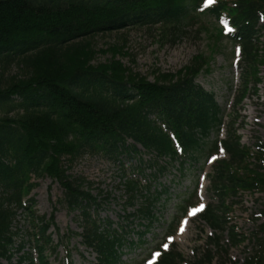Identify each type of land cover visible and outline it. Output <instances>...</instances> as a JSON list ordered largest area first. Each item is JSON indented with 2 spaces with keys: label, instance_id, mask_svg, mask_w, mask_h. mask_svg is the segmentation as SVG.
<instances>
[{
  "label": "trees",
  "instance_id": "1",
  "mask_svg": "<svg viewBox=\"0 0 264 264\" xmlns=\"http://www.w3.org/2000/svg\"><path fill=\"white\" fill-rule=\"evenodd\" d=\"M203 2L0 0V264L22 251V245L15 248L13 224L23 214L31 224L29 235L37 258L24 253L17 264L24 260L50 264L47 255L55 247L48 230L53 220L34 216L29 207L32 200L23 204L34 188L30 177L44 176L62 188L68 210L79 211L84 224L82 246L96 254V264H122L121 235L102 229L101 221L91 218L90 210L99 209V204L84 190L82 179L66 174L61 159L72 163L84 154H102L118 160L138 154V144L147 153L155 152L158 159L176 161V149H181L184 158L197 162L198 156L207 159L218 154L217 143L227 159L213 166L208 193L214 202L199 216L213 233L207 245L226 254V245H221L226 233L228 247L245 240L253 246L243 264H264V222L245 238L228 218L233 199L240 193L264 192V142L259 141L258 151L252 153L240 144L231 120L225 138L217 140L222 110L214 95L195 82L207 66L205 59L195 57L175 76L159 75L152 83L116 62L114 56L120 53L116 47L108 50L111 61L91 66L95 37L159 27L160 37L173 44L185 24L195 21L197 10L204 8L203 15L226 22L233 30L229 40L240 47L242 89L237 103H241L250 80L258 82L257 68L264 66V38L260 40L264 0H214L209 7ZM12 66L19 74L5 78L3 72ZM211 135L215 138L209 145ZM252 158L255 163L250 162ZM153 165L157 163L150 162L148 167ZM124 188L129 199L134 198L137 184L127 181ZM179 209L184 214L186 209ZM138 213L150 215L148 209ZM259 213L264 218V207ZM202 258L198 264H210L213 254L208 250ZM182 262L178 253L169 251L156 264Z\"/></svg>",
  "mask_w": 264,
  "mask_h": 264
},
{
  "label": "rangeland",
  "instance_id": "2",
  "mask_svg": "<svg viewBox=\"0 0 264 264\" xmlns=\"http://www.w3.org/2000/svg\"><path fill=\"white\" fill-rule=\"evenodd\" d=\"M197 14L194 22L185 24L182 35L173 44L167 42V38L163 40L160 37L159 27H154L153 30L130 29L97 36L91 43L96 53L91 66L111 61L113 56L108 50L116 47L120 52L114 56L116 62L137 77L152 83L159 75L175 76L180 70L188 67L195 57L202 56L207 66L196 77V83L208 93H212L220 106L223 112L222 131L228 128L231 120L233 128L237 130L240 144L255 152V145L259 141L264 142V68H257L258 82L250 80L248 92L238 104L242 89L238 49L220 34V23L200 11ZM3 73L5 78L19 74L16 66L6 69ZM16 102L17 100L14 104ZM15 112L10 115L13 116ZM214 138L215 136L211 135L207 140L209 145ZM141 157L145 161L150 158L149 155ZM138 158L120 157L119 163H115L94 154L84 155L72 164L63 160L67 174L72 178L86 180L89 184L87 191L91 192L93 197L97 196V202L101 205L97 217L100 220L109 219L113 228L126 232L121 233L122 238L127 241L121 251L122 264H143L150 251L164 243L175 245L177 252L184 258V264H196L198 258L208 250L213 253L211 264H242L246 254L251 251L247 241L240 246L227 248V253L224 254L220 249L206 244V239L212 232L197 220L198 213L184 221L185 216L179 225L172 224L175 217L180 215L178 204L191 196L194 197L191 201L197 206L195 208L200 204L205 206L211 203L208 176L213 173L212 161L204 165L205 157L198 156L197 162L183 158L184 164L181 166L179 161L170 163L166 160L168 166L165 172L158 174L157 168L145 167L144 177L132 173L137 177L135 178L129 174L138 168ZM221 158H224L222 154L218 156V159ZM122 169L130 179H137L140 187L150 184L149 191L142 189L137 193L136 198L132 200L133 207L128 205V196L120 172ZM153 174H156L155 178ZM30 183L34 188L26 200L28 203L32 200L31 212L37 217H45L46 220L50 217L53 219V227L48 233L52 245L57 247L54 254L48 255L50 263L65 264L68 261L70 264H94L95 254L81 245L79 234L84 225L82 219L79 212L67 209L62 200V189L45 176L30 177ZM197 187L198 195L194 196ZM155 191L163 193L160 197H155ZM107 196L108 199H105ZM141 207L153 210L156 219L151 224L147 218L137 215L136 212ZM263 207L264 192H245L233 199L229 218L242 236L247 237L263 221L257 214ZM93 211L90 213L95 216ZM129 214H134L135 217L126 220ZM173 226L175 231L171 236L172 240L165 239ZM146 228L149 230L145 231ZM31 230V224L25 219V215L16 219L13 224V231L17 233L14 244L15 248L19 245L23 248L20 253L14 252L10 262L2 261L1 264H17L19 256L24 253L32 254V258H35L33 241L29 235ZM143 232H146V235L139 240L138 234ZM223 237L226 245L227 234ZM131 243L134 247L129 246ZM155 259L156 257L151 256L145 264L148 260H152L153 264ZM21 264L28 262L24 260Z\"/></svg>",
  "mask_w": 264,
  "mask_h": 264
},
{
  "label": "snow or ice",
  "instance_id": "3",
  "mask_svg": "<svg viewBox=\"0 0 264 264\" xmlns=\"http://www.w3.org/2000/svg\"><path fill=\"white\" fill-rule=\"evenodd\" d=\"M213 2H214V0H205L206 5L212 4ZM212 159L214 160L215 157H212ZM209 162H211V160H210ZM201 179H203V177H201ZM203 208H204V205H203V204H200L198 208H194V209H192V211L189 213V215H193V214H195V212L200 211V210H202ZM180 230L183 231V228H181ZM168 240H172V237L169 236V237H168ZM161 246H162L165 250H167V248H168V244H166V243L162 244ZM152 256H153V258H155V257H159V256H160V253H159V252H154V253H152ZM147 264H152V260H148V261H147Z\"/></svg>",
  "mask_w": 264,
  "mask_h": 264
}]
</instances>
